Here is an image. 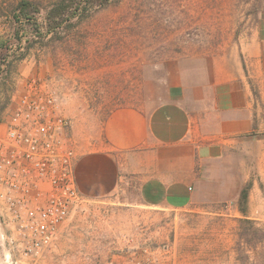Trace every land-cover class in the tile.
<instances>
[{
	"label": "rangeland",
	"instance_id": "1",
	"mask_svg": "<svg viewBox=\"0 0 264 264\" xmlns=\"http://www.w3.org/2000/svg\"><path fill=\"white\" fill-rule=\"evenodd\" d=\"M263 24L264 0H119L45 42L24 37L12 49L25 52L23 58L8 72H1L8 61L0 62V136L27 82L41 79L61 97L77 157L82 138L102 140L111 109L153 102L158 82L179 59L223 54ZM0 35H15L6 15ZM139 186L138 179L124 178L107 194L81 188L57 240L36 256L23 253L0 209V264H116L128 253L147 264H264V174L244 176L247 215L261 229L244 238L250 225L240 223L239 204L148 206Z\"/></svg>",
	"mask_w": 264,
	"mask_h": 264
},
{
	"label": "crops",
	"instance_id": "2",
	"mask_svg": "<svg viewBox=\"0 0 264 264\" xmlns=\"http://www.w3.org/2000/svg\"><path fill=\"white\" fill-rule=\"evenodd\" d=\"M97 139L80 140V190L136 178L148 206H237L244 176L264 174V24L223 54L179 59L153 102L111 109Z\"/></svg>",
	"mask_w": 264,
	"mask_h": 264
},
{
	"label": "built area",
	"instance_id": "3",
	"mask_svg": "<svg viewBox=\"0 0 264 264\" xmlns=\"http://www.w3.org/2000/svg\"><path fill=\"white\" fill-rule=\"evenodd\" d=\"M71 128L58 91L33 78L0 136V209L25 255L50 248L82 199ZM116 264L147 263L128 253Z\"/></svg>",
	"mask_w": 264,
	"mask_h": 264
},
{
	"label": "trees",
	"instance_id": "4",
	"mask_svg": "<svg viewBox=\"0 0 264 264\" xmlns=\"http://www.w3.org/2000/svg\"><path fill=\"white\" fill-rule=\"evenodd\" d=\"M119 0H12L9 5L0 6V18L8 16L15 30L13 38L6 39L0 35V62L8 61L6 68L1 72H8L16 59H21L25 52L17 54L18 50H12L16 43H21L26 37V41L34 44L45 42L54 38L68 27L75 24L76 20L90 17L101 8L118 2ZM22 33V35H21ZM16 48H19L16 46ZM26 49L28 47L26 46ZM12 57V60L10 58ZM9 58V59H8ZM1 69V68H0ZM248 193L243 190L239 206L243 217L239 219L242 226L249 224L250 228L243 229L244 235L260 231L255 227L253 221L247 215ZM250 244V238H246Z\"/></svg>",
	"mask_w": 264,
	"mask_h": 264
}]
</instances>
